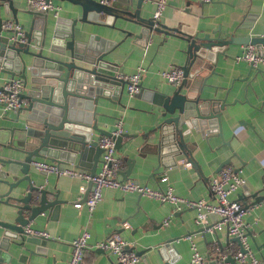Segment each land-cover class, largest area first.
<instances>
[{"label": "crops", "instance_id": "obj_1", "mask_svg": "<svg viewBox=\"0 0 264 264\" xmlns=\"http://www.w3.org/2000/svg\"><path fill=\"white\" fill-rule=\"evenodd\" d=\"M156 1L143 0L141 14L152 16L157 6ZM53 2L58 4L60 9L58 15L49 9L48 46L54 25L59 23L69 27L72 18L80 14V5L71 0ZM12 3L18 7L16 16L20 24H24L26 32L30 26V14L22 8L26 7L28 2L12 0ZM0 14L3 20L13 19L7 6L1 8ZM100 16L102 20L106 17L104 13ZM159 20L191 33L209 32L212 36L222 34L227 37L264 35V0H166ZM115 23L121 27L130 25L128 20L121 18ZM117 26L81 20L76 23L78 31L86 29L84 35L78 38L87 40L92 34L95 41L107 38L112 41L110 45L115 43L113 58L119 63L118 73H131L138 66L145 67L139 92L130 95L125 84L122 94L112 93L110 99L100 97L97 103V121L100 127L112 130L119 117L124 120L125 134L116 153L122 159V170L130 167V174L126 177L120 172V176L147 183L152 187L171 185L182 196L205 197L215 201V195L209 186L210 180L218 172L221 161L234 153L232 162L227 164L240 168L239 172L244 176L245 183L235 190L231 197L246 205L253 200L251 192L258 190L264 194V62L259 63V68L256 69L251 68L248 60L236 58L243 52L246 43H231L226 47V53L220 54L213 66L217 72L208 79L211 85L202 88V95L226 96V99L231 101L222 115L224 137L216 130L200 131L198 123L191 129L184 125L187 131V146L182 150L177 146L171 128L160 127L163 116L161 106L155 101V93L168 92L176 86L163 78L160 70L184 63L187 41L180 32L154 30L144 43L134 35H127ZM3 27L1 31L7 33L8 28ZM39 35L41 34L38 32L33 33L31 45L34 48H38ZM8 75L0 71V81ZM198 87V84L194 86L196 91ZM26 90L24 86L23 91ZM22 99V105L27 104V98ZM27 112L24 109L20 112L18 109L2 110L0 104V126L23 125ZM18 116L19 120L16 121ZM94 134L97 138L101 135L97 131H94ZM7 150H4V156H14L13 151ZM181 157L190 158L192 165L184 166L180 161ZM36 158L51 160L42 156ZM61 164L74 167L82 173L88 172L87 167L81 169L75 162ZM100 164L101 162L98 163L97 170ZM18 166L6 162L1 168L18 169ZM22 174L21 171L18 172V175ZM30 174L34 183H44L66 201L30 221L32 227L47 231L49 235L44 236V244L36 247L37 253L31 254L29 250L22 249L26 253L25 264H67L71 255V241L84 229L90 231V237L82 264L118 262L115 254L94 245L96 241L111 233L121 235L129 242L130 248L143 251L136 264H190L191 242L196 243L209 262L216 260L221 245L227 251L238 244L224 225L214 231L202 230L195 222L194 208L175 210L170 201H160L137 191L106 186L102 198L94 210L89 212L85 203L80 207L75 205L79 199L80 185L86 184L88 187L87 178L81 175L45 173L33 164ZM163 175L167 176L166 179L162 178ZM27 184L26 179L21 182L22 187ZM5 188L6 185L0 183V192ZM246 206L248 212L244 218L248 223V236L256 254L264 262V200ZM8 208L7 204L0 200V218H4L2 212ZM171 212L173 215L169 223L164 224V218ZM209 218L215 221L218 216L211 213ZM31 246L35 247V244ZM12 262L23 264L18 255L13 256Z\"/></svg>", "mask_w": 264, "mask_h": 264}, {"label": "water", "instance_id": "obj_2", "mask_svg": "<svg viewBox=\"0 0 264 264\" xmlns=\"http://www.w3.org/2000/svg\"><path fill=\"white\" fill-rule=\"evenodd\" d=\"M71 1L80 5V14L72 18L69 27L59 23L54 25L49 46L48 8L31 4L22 8L30 14V26L26 29L27 42L16 39L18 32L12 28L6 29L10 34L1 31L5 19L0 14V71L8 73L9 76L22 77L27 90L21 92V97L27 98V104L21 105L18 112L21 109L28 111L23 125L0 126V183L6 185L0 192V197H3L0 200L9 207L2 212L4 218H0V264H13L14 255H18V259L25 264L26 253L22 251L23 248L31 254L37 253L36 247L44 244L46 239L43 235L28 234L25 226L41 213L66 201L44 183L33 182L30 174L32 160L36 156H42L58 163L75 162L76 166L81 169L87 167L88 173L94 175L103 151L94 131L100 134L111 133V130L98 125L97 103L100 97L110 99L112 93L122 94L126 80L118 76L120 66L113 58L115 43L110 45L112 41L107 38L95 41L92 34L87 40L78 38L86 31L84 28L78 31V20L100 22L111 27L117 26L115 21L118 18L128 20L130 25L117 27L144 43L154 30L177 31L182 34L187 41L184 48L186 57L182 64L185 76L170 91L155 93V101L161 106L163 116L160 127L171 128V134L182 150L187 146L184 125L191 129L198 123L200 131L216 130L224 137L222 115L231 101L226 96L202 95V88L211 85L208 79L217 72L213 66L219 55L225 54L226 47L231 43H253L257 52L264 56V35L212 36L209 32H185L160 20L155 24L152 16L141 14L143 0ZM5 6L11 10L13 20L19 22L16 16L18 7L13 5L12 0H0V10ZM101 13L106 15L103 20ZM34 32L41 34L37 39L38 48L31 45ZM255 67L259 68L251 64V68ZM196 84L199 86L197 91L194 88ZM15 120L18 121L19 116ZM124 134L125 132L117 135V147ZM7 149L13 151L14 156H4V150L8 151ZM233 154L221 161L217 171L232 162ZM192 159L197 161L196 158ZM6 162L19 165L18 169L1 168ZM19 171L23 174L18 175ZM121 173L128 177L130 167L121 170ZM25 179L28 184L22 187L21 182ZM91 188L92 181L88 180L84 199ZM250 194L253 200L246 205H254L264 200V194L258 190ZM233 238L239 243L237 236ZM31 244H35V247ZM223 250L221 245L220 251ZM137 252L140 254L143 251ZM226 260L229 264H242L232 253L227 254ZM215 262L216 260L209 261L210 264Z\"/></svg>", "mask_w": 264, "mask_h": 264}, {"label": "built area", "instance_id": "obj_3", "mask_svg": "<svg viewBox=\"0 0 264 264\" xmlns=\"http://www.w3.org/2000/svg\"><path fill=\"white\" fill-rule=\"evenodd\" d=\"M108 2V0H101ZM209 1V0H204ZM31 4L39 8H48L53 10L55 15L59 14L60 6L53 0H27ZM156 9L153 12V19L157 24L160 19L166 0H157ZM2 26L12 28L18 32L15 38L23 42H27L26 32L20 22H15L12 18H6ZM237 59H246L251 64L258 66L264 62V56L260 55L256 50V45L247 43L241 54L236 56ZM145 67L138 68L131 73H118L119 77L126 80V90L133 95L141 90L142 76ZM160 74L167 81L178 85L184 78V68L182 65H171L160 70ZM23 79L19 75L6 76L0 81V104L2 110L18 109L22 105L21 92L23 91ZM125 130L123 117H119L115 127L110 134H101L98 138L99 145L103 148L101 155V164L94 175L88 172L82 173L74 167L63 166L53 160L34 159L32 164L45 173L55 172L57 174L81 175L92 181V188L84 199L83 194L87 190L86 184L80 185L79 199L75 202L77 207L83 203L86 204L89 212H92L98 201L102 198L103 189L106 186L120 188L122 190L137 191L160 201H170L174 204V209L179 210L191 207L196 210L195 222L202 230L214 231L223 225L226 226L231 236H237L239 243L236 247L229 250L219 251L214 264H229L226 260L227 254L232 253L235 259L240 263L246 264H264L263 260L256 254L251 245L248 236V223H246L244 215L248 212V206L244 205L238 199L231 197V194L245 183V178L240 174L232 164L223 166L210 180V190L215 195L216 200L211 201L205 197L188 198L177 193L171 185L167 187H152L147 183H141L135 179L124 178L120 176L123 167L122 159L117 155L116 137ZM180 161L184 166H191L192 161L186 157H181ZM163 175V179H166ZM215 213L218 219L211 221L209 215ZM173 212L164 218L163 223H169ZM124 224L127 225L126 222ZM28 234L48 236V232L32 227L30 224L25 226ZM90 231L84 229L75 236L71 241V255L67 264H82L85 256V250L88 246ZM96 247L113 253L117 257L119 264H136L141 255L133 248L129 247V242L118 233H111L96 241ZM190 264H210L206 256L198 249L195 242H191Z\"/></svg>", "mask_w": 264, "mask_h": 264}]
</instances>
